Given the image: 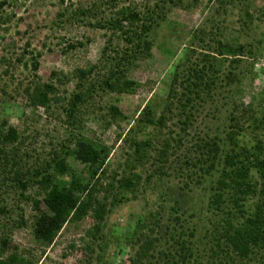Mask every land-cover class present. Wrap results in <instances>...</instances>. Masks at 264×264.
<instances>
[{
  "label": "rangeland",
  "instance_id": "374dc122",
  "mask_svg": "<svg viewBox=\"0 0 264 264\" xmlns=\"http://www.w3.org/2000/svg\"><path fill=\"white\" fill-rule=\"evenodd\" d=\"M107 1L0 0V123H6L3 129L13 127L21 133L23 144L20 152L25 153V156L22 154V166H36L59 155L61 146L72 149L73 141L69 139L82 135L108 148L103 168L105 173L99 176L103 178L100 182L105 183L109 177L117 180L123 171H128L124 160L131 154L130 147L125 142L122 143L126 137L123 134L129 127H133V121L146 103L157 104L153 114L155 117L159 114L161 99L165 97L175 60L195 27L210 19L209 25L222 41L250 43L252 46L256 45L260 35H264V15H261L264 0H221L223 4L216 0H196L195 3L183 0L179 6L166 5L164 21L153 27L150 34L151 56L135 60L126 72V77L137 83L136 87L127 93H109L100 84L106 67L101 70L98 67L105 63V56H114L112 51L110 53L107 50L101 57L102 47L110 45L113 48L117 41L108 31L89 27L94 19L93 5L99 6L98 10L102 12L100 16L105 18L112 16L123 5L120 2L111 5ZM131 1L133 4H140L142 0ZM83 9L91 12L81 16L79 12ZM245 11L251 16L252 24L243 28ZM108 39L111 41L108 42ZM262 41L257 45L259 57L253 62L256 76L251 80L242 79L241 93L232 98L233 103L240 105L238 111L246 109L248 117L252 115L256 119L254 124L259 120L264 121V40ZM68 45L73 48H68ZM117 45L122 46L121 43ZM121 49H117L119 54ZM31 63L36 65L35 71L31 70ZM91 65H97V68L79 83L76 70H84ZM51 73L55 76L50 79ZM50 81L54 91L48 108L28 106L25 89ZM80 92L84 93L82 101L75 104L69 117V103ZM214 99L216 100L196 108L187 129L188 136L181 139L183 143L180 148L168 157L163 176H153L146 182L144 179L151 170L146 165L133 193L123 192L122 196L114 193L116 197L113 196V200L108 197L111 194H107L105 202L108 213L89 252L85 253L84 249L91 241L84 235L85 230L92 225L89 217L63 225L53 242L42 246L31 235L30 225L34 212L30 204L17 203L18 192L7 186L0 196V203L7 210L13 209V212L7 214L10 220L15 219L19 213L15 208L18 205L23 211L26 225L16 229L7 223V226H0V236L8 235V245L16 246V251L28 264H84L86 259L90 264H130L135 251L146 242L151 246L141 264H162L157 252L168 253L172 248L170 242H167L164 229L167 227L169 230L179 231L181 228L175 222H180L184 227L183 232L187 227L193 233L188 239L195 251L187 264L210 263L209 238L203 233L205 225L201 220L208 216L207 192L215 177H210L211 180H207L208 177L199 179L197 175L200 172L194 168L192 171L195 175L189 178L186 176L187 172L179 170L176 163L184 155L193 158V162L198 159L196 167L199 169L200 162L205 157H199L198 153L191 150L196 139L216 135L225 140L232 99H229L225 90L217 91ZM108 105H114L125 119L107 124ZM245 119L247 120L241 118L239 112L237 121L243 127L237 134L239 144L253 145L257 138L264 145V124L260 128H253L252 123ZM173 123L174 119H171L160 131L155 129L159 138H151L154 147L150 150L151 156L156 154L154 149L159 147L156 141L167 136L168 131L177 132ZM151 133L153 134V130L146 127L141 130L138 139L150 137ZM67 162L72 169L82 172L80 164L70 158ZM151 163L149 161L147 164ZM29 194L33 196L32 192ZM101 196L102 194L98 195L99 198ZM39 206L43 209L41 204ZM155 212L158 214L153 221L159 224V230L152 225L150 227L152 218L143 219L144 215ZM4 218L0 216V224L7 220ZM143 225L146 228L136 230ZM221 259L220 257V262ZM217 263L218 260L215 259V264ZM177 264L186 263L177 261Z\"/></svg>",
  "mask_w": 264,
  "mask_h": 264
},
{
  "label": "trees",
  "instance_id": "16d2710c",
  "mask_svg": "<svg viewBox=\"0 0 264 264\" xmlns=\"http://www.w3.org/2000/svg\"><path fill=\"white\" fill-rule=\"evenodd\" d=\"M216 1L223 4L221 0ZM116 2L123 5L107 18L100 16L102 12L98 10V5H93L94 19L89 23V27L108 31L117 43L122 44L121 47H118L117 43L113 48L110 45L102 47L101 57L107 50L110 53L112 51L114 56L109 54L105 56V63L98 67V70L106 67L100 82L103 89L109 93L121 94L131 92L136 87L137 83L129 80L126 72L135 60L151 56L150 34L153 27L164 21L166 5L179 6L183 0H142L140 4H133L131 0L107 1L111 5ZM90 12L83 9L79 13L84 16ZM261 15H264V10L261 11ZM243 17L246 18L242 21L244 28L251 23V16L245 11ZM209 22L210 19L204 20L195 27L186 45L180 50L165 97L161 99L159 114L156 117L153 114L157 104L146 103L133 121V127H129L123 134V137H126L122 143L125 142L130 147L131 154L124 160V166L128 171H123L117 180L115 177H109L105 183L100 182L103 179L102 174L105 173L103 168L108 148L82 135H75L69 139L73 141L72 149L61 146L59 155H54L36 166H22V157L25 153L20 152L23 144L21 133L13 127L3 129L6 123H0V196L7 186L8 189L12 188L14 192H18L17 203L30 204L34 212L30 231L35 242L48 246L63 225L80 222L89 217L92 225L85 230L84 235L91 241L84 249L85 253L92 250L90 245L98 238L104 217L108 213L105 202L107 194H111L108 197L113 200V196L116 197L114 193H119L120 196L123 192L133 193L146 165L151 167L150 174L144 179L146 182L153 176L157 178L163 176L165 174L163 168L168 157L180 148L183 143L181 139L188 136L187 129L196 108L216 100L215 94L220 90H225L229 99L238 96L241 93L242 79L251 80L256 76L253 62L259 57L258 46L263 43L264 35H260L254 46L250 43L237 44L230 41L227 43L217 37L215 29H212ZM110 41L108 39V42ZM68 48L73 46L68 45ZM118 48H122L120 54ZM96 68L97 65H91L84 70H76L79 83ZM31 70H36L34 63H31ZM236 70L237 73H234ZM54 76L55 74L51 73L50 79ZM53 91L51 81L26 88L28 106L48 108ZM83 94L82 92L75 94L73 102L69 103V117L75 104L82 101ZM233 102L232 99L225 140L216 135L212 138L196 137L191 150L195 154L198 153L199 157H205L200 162L199 169L196 167L198 159H194L193 162L191 161L193 158L184 155L176 165L179 170L186 171L189 178L195 175L192 171L194 168L200 172V175H197L199 179L208 177L209 180L210 177H215L207 192L208 216L201 220L205 225L203 233L209 238L208 258L211 262L208 264H215V259L218 260L217 264H264V145L257 138L253 145L239 144L237 134L243 127L242 123L237 121L238 113L240 112L241 118H247L246 122L250 121L253 128L262 127L264 121L259 120L254 124L256 119H253L252 115L248 117L246 109L238 111L240 105ZM107 112L109 116L107 124L125 119L114 105H108ZM171 119H174L173 124L177 132L168 131L167 136L156 141L159 147L154 149L156 154L151 156L150 150L154 148L151 138H159L155 131L163 129L166 122ZM146 127H150L153 134L145 139H138L139 133ZM174 134L177 135L174 137ZM68 158L82 166L81 173L70 167ZM149 161L152 163L147 164ZM100 175L102 176L99 177ZM30 192L33 196L29 194ZM99 194H102L101 198L98 197ZM40 204L43 209L40 208ZM15 208L19 213L15 219L10 220L7 214L13 212V209L7 210L5 205L0 203V216L7 219L0 224L1 227L7 226V223L16 229L26 225L23 211L18 205H15ZM157 214L158 212L148 213L143 219L152 218L150 227L152 225L158 228L159 224L153 221ZM175 223L180 226L179 231L169 230L167 227L164 229L167 242H170L172 248L168 253L157 252L163 261L162 264H177V261L187 264L192 252L195 251L188 239L193 233L190 229L188 231L187 227L183 232L184 227L180 222ZM143 227L145 225L136 230ZM145 238L147 240V237ZM9 241L8 235L0 236V264H28L16 251V246L8 245ZM150 246L151 244L147 245L146 242L143 247H139L135 251L134 259H130V264H141ZM84 264L90 262L86 259Z\"/></svg>",
  "mask_w": 264,
  "mask_h": 264
}]
</instances>
